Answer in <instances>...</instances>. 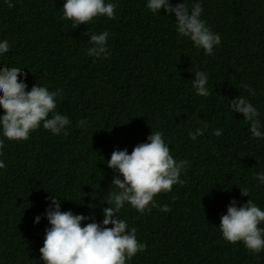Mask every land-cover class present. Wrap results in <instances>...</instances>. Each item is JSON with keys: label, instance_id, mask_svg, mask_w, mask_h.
Segmentation results:
<instances>
[{"label": "trees", "instance_id": "trees-1", "mask_svg": "<svg viewBox=\"0 0 264 264\" xmlns=\"http://www.w3.org/2000/svg\"><path fill=\"white\" fill-rule=\"evenodd\" d=\"M11 2L8 8L0 0V41L9 44L0 69L23 68L29 91L36 84L63 89L56 111L71 124L67 136L41 127L0 149V264H40L54 194L61 211L102 222L114 175L106 162L114 150L131 153L152 130L164 133L174 159L190 165L183 185L155 197L170 212L121 209L146 245L126 264H264V251L252 255L242 243L228 244L217 228L233 200L241 206L251 198L264 210V185L254 179L264 171V139H253L242 115L229 109L242 96L264 123V0H199L201 18L221 37L213 56L178 39L174 17L150 13L146 0H119L114 19L78 28L60 19L64 0ZM105 30L108 59L93 63L85 33ZM196 71L208 76L206 98L192 88ZM203 124V135L191 141L188 132Z\"/></svg>", "mask_w": 264, "mask_h": 264}, {"label": "clouds", "instance_id": "clouds-1", "mask_svg": "<svg viewBox=\"0 0 264 264\" xmlns=\"http://www.w3.org/2000/svg\"><path fill=\"white\" fill-rule=\"evenodd\" d=\"M4 3L8 8L14 6L11 0H4ZM118 6L119 0H64L60 19L78 28L100 17L114 19ZM145 7L154 15L161 14L163 10L174 17L177 38H187L193 48L202 49L207 56H213L214 49L221 44L219 34L213 32L201 18L203 8L199 0H191V3L190 0H182L175 5L171 0H146ZM85 35L89 37L90 45L86 54L93 58V63L107 60L109 32H86ZM8 52V41H0V57ZM23 70L20 67L0 69V111L3 112L0 115V149L5 141L28 140L30 134L41 127L53 136L68 135L71 121L68 116L56 111L63 89L50 91L47 86L36 84L29 91ZM243 87L250 96L255 95L251 86ZM192 88L198 97L206 98L211 94L205 72H195ZM229 109L242 115L253 139H264V123L259 119L258 109L250 101L242 96L235 98L229 103ZM78 126L87 130L88 121L81 119ZM206 127L207 124H203L190 130L189 139L196 141ZM221 134L220 129L213 132L215 136ZM106 164L114 175L112 191L106 203L108 207L102 211V222L97 223L91 216L61 211L60 197L54 194L44 214L48 227L39 250L40 264H126L131 261L146 250V245L138 242L136 229L129 228L127 221L120 218L121 209L128 205L141 215L153 208L170 212V206L158 205L155 197L171 192L174 185H183L181 175L190 162L174 159L164 133L152 130L147 141L136 145L131 153L127 149L114 150ZM5 168V162L0 159V170ZM254 179L259 185H264V171L256 173ZM241 193L250 197L247 190H241ZM40 220V216L35 217L34 224H39ZM261 225H264V210L250 198L241 206H237L235 200L231 201L217 228L224 242L242 243L250 254L258 255L264 251V227Z\"/></svg>", "mask_w": 264, "mask_h": 264}]
</instances>
